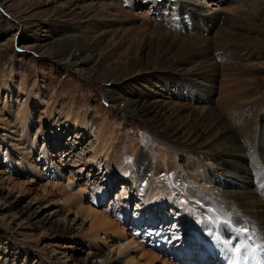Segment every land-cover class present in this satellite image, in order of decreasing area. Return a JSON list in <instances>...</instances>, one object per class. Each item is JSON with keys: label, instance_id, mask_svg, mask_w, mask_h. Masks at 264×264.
I'll list each match as a JSON object with an SVG mask.
<instances>
[{"label": "bare ground", "instance_id": "bare-ground-1", "mask_svg": "<svg viewBox=\"0 0 264 264\" xmlns=\"http://www.w3.org/2000/svg\"><path fill=\"white\" fill-rule=\"evenodd\" d=\"M223 1L228 2V7H233L221 9L215 0H164L167 6L174 7V12L169 14L170 29H159L155 36L149 35L141 44L132 43L134 47L131 48L137 54L131 55L123 64L105 65L100 64L105 55L98 47L101 44L109 46V35L114 37L125 34L131 28L116 27V23L107 21L112 16L102 15L100 7L95 6L91 17L97 18L98 22H106H103V29L98 30L97 34L84 33V22L91 18L89 11L87 14L82 12L69 18L72 23L67 35L55 40L62 46L55 53V57L71 65L80 75L88 67L96 75L94 81L107 82L110 77L131 69L134 75L145 76L150 82L152 78L160 75L157 73L161 70L173 79L170 81L173 85L165 82L159 92L168 91V94L192 98L194 101L201 98L203 91L212 96L216 89L218 72L220 68L226 67L224 63L220 64V60H224L228 53L232 59L231 63L226 62L229 65L242 64L245 55L248 57L246 61L250 60V56L241 53L238 46L248 44L261 35L258 29L261 25H257L261 18L251 16L249 12L230 4L236 0ZM130 2L133 10L146 5L142 0ZM149 4L155 10L162 11L161 14H167L157 0H151ZM176 28H180L183 33L176 32ZM77 42L83 43V47L75 49ZM74 55H79L80 58L72 65ZM227 69L228 67L225 70ZM112 90L118 92L115 97L117 108L128 113L132 120L139 119L166 128L161 118L155 116L157 107L153 102L126 96L123 86L112 85ZM152 92L155 93L154 89ZM0 94L3 103V108L0 109V128L8 130L3 136V142H8L11 150L18 152V159L14 161L24 173L32 172L38 179L45 180L41 184L43 196L31 195L24 187L19 189V194L13 200L14 196H10L8 198L11 200L5 201L9 208H13L19 197L30 198L26 210L19 212V218L33 207L37 209L23 220L28 241L12 236L8 229H0V233L7 238L5 247L0 240V264H33L32 258L35 264H70L69 260L76 264H186L192 252L203 249L207 239L214 242L218 254L228 253L223 241L232 237V229L235 227L254 226L256 235L264 234V125L258 126L256 123L254 135L246 142L242 140V132L246 133L247 125L242 124V121L237 125L231 123L229 116L215 109L211 99L207 101L211 104L210 107L203 109L202 114L196 113L197 107L192 106L194 112L191 114L195 121L191 123V128L197 135L195 142L192 141L191 144L196 150L203 149L205 157L185 158L183 152L186 149L181 143L191 138L184 127L168 129L165 140L174 151L170 154L162 148L158 159L153 163L146 151L132 143L129 151L131 156L137 158V170L131 171L137 193V201L134 202L127 197L129 194L119 196L115 192L114 180L123 177L127 167L121 164L118 169L112 170L108 156L114 144L112 138H108L105 128L99 131L97 146L88 161L96 165L103 156L108 165L107 178L104 180L107 185L89 186L88 179L86 184L74 189L73 179L77 178L75 176L81 170L75 173L72 170L70 176L73 178L69 176L67 183L62 182L64 171L55 158V151L44 145L40 150V157L34 159L31 154L36 151L37 144L26 126L21 127L22 122L18 121L16 130L8 129L9 122L3 117V112L14 115L19 111L21 103L18 99L25 94L23 87L16 83L13 72L0 81ZM73 105L74 99H71L68 109L58 120H65L69 130L76 127L79 131L86 132L89 125L88 115L85 113L81 117L80 112L73 113ZM47 111L50 112L49 107ZM24 133L26 134L23 138ZM210 133L214 135L213 139L208 137ZM182 140L184 141L181 142ZM5 159L14 162L7 155ZM172 171L182 175L185 185L177 186L173 190L167 187L157 190L155 182L166 178ZM6 174V169L1 168L0 194L3 193L4 182H14ZM229 179L233 181L229 188L234 189L222 190V183ZM207 190L214 191V195H210ZM115 194L117 200L112 199ZM108 201L119 202V208L116 204L112 208H100ZM132 204L136 205L135 208H131ZM39 210L46 211L47 215L40 218ZM53 217H57L58 221L56 220L53 228L47 229L45 226L52 222ZM225 221L230 224H225ZM77 242L86 248L84 259L78 256L76 250L79 249H72ZM247 242L253 247L259 243L255 237ZM13 250L24 258L22 263L8 257ZM262 258L264 253H258L257 260L264 262Z\"/></svg>", "mask_w": 264, "mask_h": 264}, {"label": "rangeland", "instance_id": "rangeland-1", "mask_svg": "<svg viewBox=\"0 0 264 264\" xmlns=\"http://www.w3.org/2000/svg\"><path fill=\"white\" fill-rule=\"evenodd\" d=\"M150 1L142 0V3L146 5L143 8L133 10L130 0H0V81L13 72L16 83L22 86L25 92L18 99V102L21 103L20 110L15 112L14 115L3 112V117L9 122L7 127L10 130L18 128V121L22 122L21 127L26 126L31 138L37 144L36 151L31 154L34 159L40 157L39 153L44 145H48L50 150L56 152L55 158L64 171L62 182L67 183V177L70 176L72 170H74V173L81 170L76 176L74 174L77 177L73 179L72 187L74 189L86 184L88 179H90L89 186L95 184L96 186L107 185L104 180L107 178L108 165L103 156L100 157L96 165L88 161L94 154V149L97 146V135L101 129L105 128L108 138H112L114 144V148L110 150L108 156V161L111 160L112 170L115 171L121 164L127 167L126 174L114 180L116 184L115 192L119 196L129 194L127 197H130V201L135 202L137 201V193L131 179V171L137 170L135 166L137 158L130 154L129 149L132 143L138 145L142 151H146L145 153L150 156L153 163L158 159L162 148H165L170 154L174 151L173 147L165 140L168 129L176 130L184 127L187 128L185 131L188 137L191 138L189 141H181H184L181 144L186 149V152H183L185 158L188 159L190 156L205 157L203 149L198 148L196 150L191 144L192 141L195 142V136L197 135L194 129L191 128L193 121H195L193 114H191V112H194L192 106L197 107L196 113L202 114L201 112L210 107L211 104L207 101L211 99L215 109L229 116L231 123L237 125L242 121V124L247 125L246 133L245 131L242 132V140L246 142H249L254 135L256 123H258V126L264 125V0H236L230 2L239 10H244L249 12L251 16L255 15V17L261 18L257 23V25H261V29L258 28L261 35L249 41L248 44L243 43L238 46L241 53H247V56H250V60L246 61L248 57L245 55L243 65L236 66L226 63L232 61L229 53L224 60H220V64L224 63L226 67L224 69L220 68L218 72L215 92L211 96V94L203 91V94L200 95L201 98H198L197 101L180 95L168 94V91L167 93L159 92L163 87V83L169 82L168 85H173L172 82L170 83L173 79L161 70L157 73L160 75L152 78L150 82L145 79V76L134 75L131 69L110 77L111 79L109 78L107 82H101L94 81L96 75L88 67L83 69L81 76L71 65H67L55 57V53L62 47L55 40L67 35L72 23V20L68 19L74 18L82 12L87 14L88 11L89 17H91L93 8L98 6L102 15L112 16V19L109 18L107 21L110 20L116 23V27L119 28H131L125 34L121 33L114 37L109 35L107 38L110 42L109 46L101 44L98 47V50H101L105 55L100 64H123L131 55L137 54V51L131 48L134 47L132 43L141 44L145 42L149 35L155 36L159 29H170L169 22L171 18L169 14L174 12V7L167 6L164 0H157L161 3V7L167 11V14H161L163 12L155 10L149 4ZM215 1L220 4L221 9L228 7V2ZM103 22H98V19L94 17L85 20L84 33L87 35L97 34L98 30L103 29ZM175 30L179 34L183 33L180 28ZM77 43L75 49L83 47V43ZM78 58H80L79 55H74L72 65L76 63ZM227 67L228 69L225 70ZM112 85L123 86L128 97L153 102L157 107L154 113L155 116L161 118L164 127L167 129L159 125L148 124L139 119L134 121L128 113L121 112L117 108L118 103L115 101L118 92L112 90ZM155 87L158 89H155ZM152 89L155 93L152 92ZM1 94L0 109L3 108ZM105 97L108 98V101ZM71 99H74L73 113L80 112L81 117L85 113L88 115L89 125L86 132L79 131L76 127L69 130L66 127L65 120H58L60 115L68 109ZM48 107L50 112L47 111ZM1 126L2 124H0ZM7 132L8 130L0 128V170L1 168L6 169V175H10L14 182H4L2 186L4 190L0 194V229H8L12 236L28 241L27 233L24 232V218H27L28 214L37 208L33 207L30 211H26L27 213L22 218H19V212L23 209L26 210L30 198L19 197L18 203L13 208H9L5 201L9 200L8 197L10 196H14L13 200L19 194V189H24V187L29 190L31 195L39 194L43 196L41 187L45 180L38 179L32 172L24 173L20 166L15 163L14 160L17 161L18 159V152L11 150L8 142L4 143L2 140ZM25 134H23V138ZM208 137L213 139L214 135L210 133ZM5 155L12 158L14 162L7 161ZM70 178L72 179L73 176H70ZM232 182V179L224 181L221 187L222 190H233L234 187L229 188ZM154 185L157 190L164 187L173 190L177 186H184L185 182L182 175L172 171L166 178L161 181L157 180ZM207 192L214 195L212 190H207ZM116 194L112 199L117 200ZM114 202L108 201L100 208L108 206L112 208V205L115 204L119 208L120 200ZM135 206L132 204L131 208H135ZM39 214L40 218H43L47 215V212L41 211ZM57 219V217H53L52 222L47 223L45 227L47 229L53 228L58 221ZM0 240L2 246L5 247L7 243L6 236L0 233ZM72 247V249H79L76 252L80 258H85L86 248L82 247L79 242ZM68 250H71V248ZM8 257L14 259L17 263H22L24 259L15 250L10 252ZM31 262L35 264L33 258ZM69 262L70 264H76L72 260H69Z\"/></svg>", "mask_w": 264, "mask_h": 264}, {"label": "snow or ice", "instance_id": "snow-or-ice-1", "mask_svg": "<svg viewBox=\"0 0 264 264\" xmlns=\"http://www.w3.org/2000/svg\"><path fill=\"white\" fill-rule=\"evenodd\" d=\"M224 223L230 224L229 221ZM232 231V237L223 241L227 251L231 253L229 264H248L250 260L252 264H261V261L257 260V255L264 253V234L256 235L257 230L254 226L251 228L235 227ZM253 237L259 241L255 247L247 242L253 240ZM233 241H237V243L234 244Z\"/></svg>", "mask_w": 264, "mask_h": 264}]
</instances>
